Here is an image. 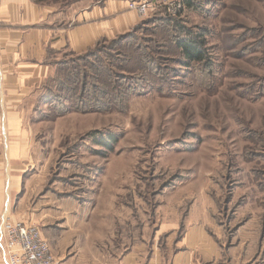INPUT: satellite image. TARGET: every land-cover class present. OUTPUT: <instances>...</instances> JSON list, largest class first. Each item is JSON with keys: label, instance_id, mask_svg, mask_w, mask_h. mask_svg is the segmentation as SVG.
Masks as SVG:
<instances>
[{"label": "rangeland", "instance_id": "374dc122", "mask_svg": "<svg viewBox=\"0 0 264 264\" xmlns=\"http://www.w3.org/2000/svg\"><path fill=\"white\" fill-rule=\"evenodd\" d=\"M39 1L62 27L71 10L106 3L135 15L123 32L82 53H54L51 72L24 111L46 191L88 200L82 212L94 218L80 225L83 232L105 235L115 225L110 234L141 232L149 246L160 224L189 215L193 222L205 217L212 231L221 226L228 241L246 215L261 219L264 0H193V8L178 0L183 8L174 16L144 17L127 8L131 0ZM164 16L204 34V63L182 57L172 38L183 36ZM109 135L117 138L111 150L95 144ZM107 213L124 225L101 221Z\"/></svg>", "mask_w": 264, "mask_h": 264}, {"label": "crops", "instance_id": "0c3cea01", "mask_svg": "<svg viewBox=\"0 0 264 264\" xmlns=\"http://www.w3.org/2000/svg\"><path fill=\"white\" fill-rule=\"evenodd\" d=\"M124 6L71 10L65 17L69 25L62 27L39 0H0V225L6 214L13 222L39 226L60 264H264V215H246L228 241L221 226L212 231L205 217L193 222L182 215L173 224H160L147 246L141 232L110 234L115 225L106 224L105 235L83 232L82 224L94 218L82 212L88 200L62 198L55 188L46 191L47 174L39 152L30 148L34 139L24 128L30 124L24 111L51 72L52 55L66 49L82 53L123 32L135 20L133 13H123ZM116 12L121 15L110 19ZM107 214L100 220L118 223L119 229L124 225L125 219ZM106 239L110 247L104 246ZM148 251L155 258L147 260ZM0 264H5L1 247Z\"/></svg>", "mask_w": 264, "mask_h": 264}, {"label": "built area", "instance_id": "2783aa9c", "mask_svg": "<svg viewBox=\"0 0 264 264\" xmlns=\"http://www.w3.org/2000/svg\"><path fill=\"white\" fill-rule=\"evenodd\" d=\"M127 8L140 17L160 11L174 16L183 4L178 0H131ZM0 247L5 264H60L37 226L13 222L6 214L0 225Z\"/></svg>", "mask_w": 264, "mask_h": 264}, {"label": "trees", "instance_id": "16d2710c", "mask_svg": "<svg viewBox=\"0 0 264 264\" xmlns=\"http://www.w3.org/2000/svg\"><path fill=\"white\" fill-rule=\"evenodd\" d=\"M185 5L188 8H193L195 6V3L193 0H183ZM172 18L162 17L161 20H166L165 22L169 23L170 25H173L176 30H180L179 33L180 36H183L181 38L176 37L172 38L175 42V47L179 50L182 57L188 61L189 63H204L206 61V49H205V41H204V34L198 33V34H192L188 30H184L180 24H178L175 21H171ZM64 65H68L67 61L63 62ZM82 108L77 109L80 111ZM101 109V108H100ZM85 111V110H81ZM65 112V111H64ZM63 112V113H64ZM117 141V138L114 136L108 137V140L102 139V138H96L94 139V142L96 145L101 146L107 150H111L113 147V144Z\"/></svg>", "mask_w": 264, "mask_h": 264}]
</instances>
